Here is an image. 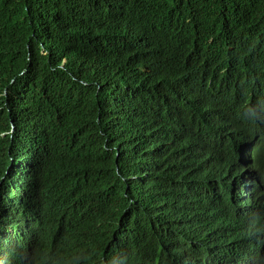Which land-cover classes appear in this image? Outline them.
Segmentation results:
<instances>
[{
  "label": "trees",
  "instance_id": "obj_1",
  "mask_svg": "<svg viewBox=\"0 0 264 264\" xmlns=\"http://www.w3.org/2000/svg\"><path fill=\"white\" fill-rule=\"evenodd\" d=\"M218 28L222 38L214 42L223 52L229 47L264 66V0H0V134L14 129L0 136V169L3 141L13 139L14 179L5 184L42 160L53 169L60 163L68 171L63 194L83 222L81 246L94 264H174L168 247L173 252L186 240L172 232L177 221L166 205L171 197L180 204L193 178L173 175L179 154L150 179L134 178L142 155L131 152L135 136L122 130L120 116L139 111L148 123L161 93L147 85L114 94L79 62V54L113 65L137 47L127 36L134 29L147 32L163 52L170 45L180 55ZM225 226L216 247L228 253L244 233L237 240ZM213 227L215 217L186 236L213 238ZM244 240L237 250L247 245ZM257 257L249 255L246 264H264V252Z\"/></svg>",
  "mask_w": 264,
  "mask_h": 264
},
{
  "label": "clouds",
  "instance_id": "obj_2",
  "mask_svg": "<svg viewBox=\"0 0 264 264\" xmlns=\"http://www.w3.org/2000/svg\"><path fill=\"white\" fill-rule=\"evenodd\" d=\"M127 36L137 47L113 65L90 53H80L78 60L114 94L147 85L161 93L148 123L139 111L128 109L120 120L125 121L122 130L135 136L131 152L142 155L134 178L150 179L173 154L181 156L177 167L172 165L173 175L193 178L185 199L179 204V198L171 197L166 205L171 221H177L172 232L186 240L173 252L168 247L174 264H246L245 258L256 253L259 260L264 252V66L229 47L223 52L214 42L222 38L220 28L180 55L169 44L163 52L145 31L130 29ZM13 130L7 133L13 135ZM12 145V137L2 145L0 264H94L81 246L83 222L72 215L78 214L63 194L68 171L42 160L6 185V178L14 179ZM212 217L215 227L208 235L213 238L186 236ZM228 220L234 222L226 224ZM224 226L237 240L243 232L247 245L237 250L243 238L228 253L217 248Z\"/></svg>",
  "mask_w": 264,
  "mask_h": 264
}]
</instances>
